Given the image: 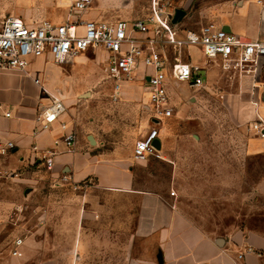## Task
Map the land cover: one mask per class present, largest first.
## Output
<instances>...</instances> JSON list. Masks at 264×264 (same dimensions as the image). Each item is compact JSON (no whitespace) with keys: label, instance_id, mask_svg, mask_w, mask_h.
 I'll use <instances>...</instances> for the list:
<instances>
[{"label":"rangeland","instance_id":"374dc122","mask_svg":"<svg viewBox=\"0 0 264 264\" xmlns=\"http://www.w3.org/2000/svg\"><path fill=\"white\" fill-rule=\"evenodd\" d=\"M160 1L172 12L177 25L196 29L202 24L199 0ZM151 3L96 0L83 17L100 21L144 18L151 13ZM20 11L31 14L30 22L48 19L65 23L70 0H0V18ZM189 52L193 63H205L199 48L190 47ZM104 58L103 51L88 49L71 63L45 59L38 69L43 70L45 85L52 88L44 89L49 103L63 99L84 138L93 134L100 141L94 146L135 162L140 186L177 190L182 205L212 234H229L238 220L239 227L244 229L251 222L252 228L264 233V155L247 156L246 141L253 133V120H239L225 102V96L240 93L239 79H227L216 67H209L207 74L201 72L206 84L203 88L184 83L169 86L177 113L155 125L148 93L143 88L140 92L125 89L126 85L115 92L113 80L104 71ZM137 85L143 86L142 81ZM241 97L247 99L249 94ZM153 129L158 136L164 131L166 143L171 147L175 144L176 150L172 148L163 159L136 162V142ZM9 155L0 156V264H108L104 253L102 259L99 253L84 257L87 254L71 242V228L57 226L62 218L68 225L75 222V215L68 212L75 206L73 200L63 201V195L82 190L63 183L61 175H55L44 161L23 166L16 156L8 159ZM11 172L17 176H10ZM228 179L230 182H225ZM113 235L112 259L118 264L127 237L120 232ZM17 237L24 239L22 257L13 254Z\"/></svg>","mask_w":264,"mask_h":264},{"label":"crops","instance_id":"0c3cea01","mask_svg":"<svg viewBox=\"0 0 264 264\" xmlns=\"http://www.w3.org/2000/svg\"><path fill=\"white\" fill-rule=\"evenodd\" d=\"M49 1L51 0H46ZM199 2L197 11L201 17V25L213 21L242 39L264 37V0ZM9 15L32 20L31 14L26 11ZM201 25L196 29H200ZM44 61L45 58L34 60L27 70L6 69L0 72V134L16 144L8 154V159L16 156L23 166H28L34 161L45 163L46 154V157L54 160L52 168L55 175L62 177L66 174L75 182L90 183L79 193L63 195V201L73 200L75 206L70 207L68 212L75 215V222L68 225L66 218H62L63 222L57 225L71 228V242L87 254L84 257L99 253V258L102 259L104 253L105 261L109 258L106 263L113 264V233L120 232L127 237V244L118 264H264V233L261 229L252 228L251 222L243 229L239 227L238 220L228 230L232 231L229 234H212L182 205L177 190L172 188L175 190L172 194L166 187L151 189L140 186L135 162L121 158L115 151L106 152L94 146H99L98 138L92 134L95 144L90 142V134L84 138L83 133L77 129L73 116L67 111L49 129H40L36 116L41 108L49 104L48 94L44 89L52 91V88L45 85L43 70L38 69V65H44ZM209 67H216L221 75V69L215 65L201 69V72L207 74ZM37 77H40V84L34 80ZM259 83L264 84V74ZM141 88L144 91L143 86L130 84L125 89L140 92ZM249 89L248 79L239 80L240 93L225 96V102L233 107L239 120H254L256 113L264 119V100L257 97L259 105H254ZM259 90H263L262 86ZM242 93L249 94V98L242 99ZM259 94L257 93L258 96ZM170 98L174 114L161 123L177 113L171 92ZM61 121L67 124L68 130L76 131L74 149L66 145V130ZM163 132L157 138L160 141L159 159L165 158L164 155L169 156L172 148L176 150L175 144L171 147L166 143ZM52 153L55 155H51ZM246 154L249 157L264 155V135L253 130L247 136ZM152 157L154 156L142 161L134 160L143 162ZM174 165L177 166V162ZM225 182L230 181L228 179ZM23 244L16 254L20 253V257L25 252ZM76 254L79 255V252Z\"/></svg>","mask_w":264,"mask_h":264},{"label":"built area","instance_id":"2783aa9c","mask_svg":"<svg viewBox=\"0 0 264 264\" xmlns=\"http://www.w3.org/2000/svg\"><path fill=\"white\" fill-rule=\"evenodd\" d=\"M96 0H70V11L65 23L51 20L27 21L22 16L7 15L0 18V72L6 69L27 70L38 58L50 57L55 63H67L80 52L88 49L105 53L103 62L106 75L113 80L115 92L126 85L142 81L147 91L151 121H161L174 114L169 86L187 84L200 89L205 86L201 69L210 65L221 69L227 79H248L251 101L259 105L264 100V37L242 39L233 31L209 21L200 29L183 28L173 22L172 12L160 0H152L151 13L144 18L115 21L85 19L83 16ZM200 49L204 64L191 62L189 48ZM39 84V79L34 78ZM262 86L263 90H259ZM257 93H260L259 96ZM67 111L63 99L55 98L41 108L36 116L40 129H49ZM66 130L65 142L70 149L76 143V131ZM252 129L264 135V119L256 113ZM155 129L139 139L133 149V157L142 161L150 156L161 157L155 144ZM16 144L0 134V156L8 155ZM51 155H55L52 153ZM45 164L52 168L54 160L44 155ZM17 173H10V176ZM1 176V174H0ZM63 183H71L74 189L85 190L88 181L75 182L64 174ZM172 194L175 191H171ZM24 239L15 240L13 254L19 252Z\"/></svg>","mask_w":264,"mask_h":264},{"label":"water","instance_id":"95a60500","mask_svg":"<svg viewBox=\"0 0 264 264\" xmlns=\"http://www.w3.org/2000/svg\"><path fill=\"white\" fill-rule=\"evenodd\" d=\"M179 17H181V13L178 11V13H177V18H179ZM88 138H89V140H90V142H91L92 144H95V143H96V141H95V139H94V136H93L92 134H90V135L88 136ZM155 144H156L157 148L159 149V148H160V141H159V139H156V140H155Z\"/></svg>","mask_w":264,"mask_h":264}]
</instances>
